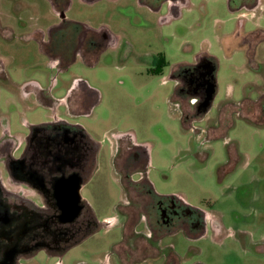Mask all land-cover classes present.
Here are the masks:
<instances>
[{
  "label": "rangeland",
  "instance_id": "374dc122",
  "mask_svg": "<svg viewBox=\"0 0 264 264\" xmlns=\"http://www.w3.org/2000/svg\"><path fill=\"white\" fill-rule=\"evenodd\" d=\"M69 8L68 20L106 29L117 42L58 74L35 36L36 30L47 35L60 24L51 1L0 0V24L13 30L11 38L0 36V64L10 79L0 82V112L19 138L28 135L30 125L59 118L82 127L100 145L81 195L101 228L62 255L42 250L24 263L123 264V259L130 264L147 254L124 243L126 233L148 234L147 227L130 221L125 229L118 210L127 202L120 169L130 147L136 151L134 181H147L158 195L177 196L207 213L200 237L183 231L165 237L161 245L169 255H177L181 264H264V42L253 48L251 66L247 47L240 46L242 37L264 32V0L254 10L229 0H186L176 16L167 3L154 11L140 0H71ZM263 32L256 36L264 38ZM157 55L167 63L161 74L153 71ZM201 56L217 64V95L205 116L187 118L172 70ZM53 76L56 99H64L79 78L99 91V102L88 114L72 115L64 103L55 111L20 91L33 81L47 88ZM225 104L240 105L248 118L233 114L221 127ZM2 183L14 189L6 172ZM112 220L115 224L107 227ZM146 264H162V259Z\"/></svg>",
  "mask_w": 264,
  "mask_h": 264
},
{
  "label": "flooded vegetation",
  "instance_id": "af4514ba",
  "mask_svg": "<svg viewBox=\"0 0 264 264\" xmlns=\"http://www.w3.org/2000/svg\"><path fill=\"white\" fill-rule=\"evenodd\" d=\"M50 1L55 13L60 18V24L49 28L47 35L36 30L35 36L40 42L43 52L50 59L51 69L56 70L58 74L67 72L78 58L84 62L93 59L103 48L110 44L115 45L117 42L115 35L106 29L95 30L83 23L68 20L67 12L71 6V0ZM85 1L92 3L100 0ZM185 2L186 0H140L141 5L154 11L160 10L161 6L167 3L170 14L173 16L178 14L180 6ZM258 5L255 8L245 6L242 8L254 10ZM259 32L263 31L242 37L240 44L241 48L247 47L246 54L250 66L255 61L254 56L257 51L253 48H257V45L264 42V38L256 36ZM11 33H13L11 28L3 27L0 24V36L11 38ZM46 37L48 40H45ZM161 56L163 55L154 57L155 68L153 71L155 74H161L166 67V60L162 61L161 71L156 73V70H160L157 60L161 59ZM217 69L214 59L201 56L193 65L172 70L171 79L177 84V95L186 103L187 118L190 116L203 117L212 108L215 99L210 103V106H207L206 101L210 85L217 81ZM3 80L10 81L7 70L3 64H0V82ZM57 84V76H53L52 83L47 88H42L39 83L33 81L22 85L20 91L26 99L34 95L39 104L55 111L61 103H64L72 115L90 113L91 108L100 100L99 91L79 78L75 79L67 89L66 97L58 100L53 95ZM261 94L263 100L264 92ZM247 100L245 99L242 103ZM231 108H235V110L230 112ZM243 111L244 109L240 105L225 104L220 109L221 127L225 126L233 114L247 119V116L242 115ZM261 113L264 116V104ZM29 128L30 131L26 136L19 138L13 135L10 125L4 121L0 112V166L8 175L10 188H14L11 190L4 187L2 183L4 172L0 169V184L9 194L6 196L0 190V198L3 196V200L12 205L17 215L21 216L22 223L18 225V230L21 228L19 237L24 234L21 237L23 241L20 246V254L14 264H25L24 262L34 259L35 255L42 250L62 255L101 228L92 211L85 204L86 201L83 200V210L76 222L72 225L62 226L72 230L68 235H54L38 229V224L42 222L38 221L39 214L37 212H46L50 217L59 213L56 192L53 189V178L65 174L70 175L71 171H75L83 178L84 185L85 175L91 172L90 167L100 151V145L94 142L82 127L71 125L59 118L46 124L30 125ZM211 131L214 133L215 129L212 128ZM127 150L130 155L120 169L127 202H122L118 210L123 217L125 229V225L133 221L136 227L144 224L149 231L148 234H144L135 229L128 235L126 233L125 243L131 240V243L128 244L138 248L136 249L138 253H147L137 262L130 264H146L148 261L155 262L160 259H162V264H169V262L181 264L179 258L176 259L173 254L168 255L163 252L164 247L161 242L165 237L173 235L177 231H183L188 236L200 237L206 228L207 213L184 204L177 196L158 195L152 184L147 181L146 183L134 181L132 179L134 171L131 168L135 162L136 151L130 147ZM61 153L67 160L66 162L71 164H65L66 166L62 170L64 173H60L54 165L55 156ZM142 169V173L146 174V170ZM28 191H31V194L28 195ZM113 224H115V220L109 221L106 226L109 227ZM26 227H29V232H26ZM41 244L46 247H40ZM114 249L117 252L116 248ZM152 249L158 251L154 257L148 255V251H152ZM122 263L127 264L123 259ZM3 264L10 263L4 262Z\"/></svg>",
  "mask_w": 264,
  "mask_h": 264
},
{
  "label": "water",
  "instance_id": "95a60500",
  "mask_svg": "<svg viewBox=\"0 0 264 264\" xmlns=\"http://www.w3.org/2000/svg\"><path fill=\"white\" fill-rule=\"evenodd\" d=\"M216 94L217 81L210 85L209 95L206 101L207 106H210ZM66 161L62 153L55 156L54 165L60 173L63 172L64 166L71 165ZM1 185L0 190L3 191L4 195H9L5 192L3 185ZM82 187L83 178L75 171H71L70 175L65 174L53 178V189L56 192L55 197L58 201L59 213L50 217L46 212H37L39 214L38 221L42 222L38 224L39 226L37 225L38 229L44 230L49 234L68 235L72 230L70 228H63L62 226L72 225L80 217L83 210ZM3 198V196L0 198V264L4 262L14 264L20 254V246L23 241L21 237L24 235L19 237V230L21 228L18 230V225L22 223L21 216L17 215L12 205L3 200ZM26 232H29V227H26ZM40 247L46 246L41 244Z\"/></svg>",
  "mask_w": 264,
  "mask_h": 264
},
{
  "label": "trees",
  "instance_id": "16d2710c",
  "mask_svg": "<svg viewBox=\"0 0 264 264\" xmlns=\"http://www.w3.org/2000/svg\"><path fill=\"white\" fill-rule=\"evenodd\" d=\"M229 3H230V5L236 3V4H241V6L250 7V8H255V7L258 5L259 0H229ZM162 61H165V59H164L163 56H161V59H158V60H157V63H158L159 69L161 68L160 65H161V62H162ZM166 65H167V63H166ZM160 71H161V69H160V70H156V73H160ZM85 204H86V205L90 208V210L92 211L91 207L87 204V202H85ZM129 241H130V243H131V240H129ZM168 249H169V248H164V249H163V250H164L163 252H164L165 254H168V255H169ZM173 255H174V253H173ZM174 257H175L176 259H178V256H177V255H174Z\"/></svg>",
  "mask_w": 264,
  "mask_h": 264
},
{
  "label": "crops",
  "instance_id": "0c3cea01",
  "mask_svg": "<svg viewBox=\"0 0 264 264\" xmlns=\"http://www.w3.org/2000/svg\"><path fill=\"white\" fill-rule=\"evenodd\" d=\"M124 243H125V242H124ZM122 244H123V243H122ZM122 244H121V245H122ZM121 245H119V246H121ZM119 246L116 247V250L118 249Z\"/></svg>",
  "mask_w": 264,
  "mask_h": 264
}]
</instances>
